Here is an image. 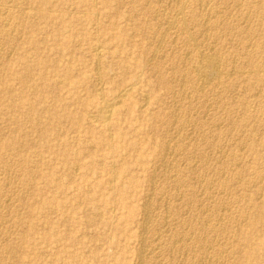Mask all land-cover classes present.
I'll use <instances>...</instances> for the list:
<instances>
[{"label":"rangeland","instance_id":"1","mask_svg":"<svg viewBox=\"0 0 264 264\" xmlns=\"http://www.w3.org/2000/svg\"><path fill=\"white\" fill-rule=\"evenodd\" d=\"M0 102V264H264V0H0Z\"/></svg>","mask_w":264,"mask_h":264},{"label":"bare ground","instance_id":"2","mask_svg":"<svg viewBox=\"0 0 264 264\" xmlns=\"http://www.w3.org/2000/svg\"><path fill=\"white\" fill-rule=\"evenodd\" d=\"M201 1V0H200ZM205 1V0H204ZM236 1V0H235ZM8 2V1H7ZM148 3V2H147ZM184 3H186V2H184ZM183 5V4H182ZM180 6V5H179ZM184 6V8H185V5H183ZM16 7V6H15ZM165 8V7H164ZM183 9V8H182ZM181 10V9H180ZM4 11V10H3ZM7 11V10H6ZM184 11V10H183ZM182 10H181V14L182 15H184V12H183ZM165 12V11H164ZM250 12V11H249ZM4 13H6V12H4ZM177 14V13H176ZM6 15V14H5ZM193 15V14H192ZM170 16V15H169ZM246 16V15H245ZM247 16H248V14H247ZM205 17V16H204ZM156 18V17H155ZM170 18V17H169ZM4 19H6V18H4ZM8 19V18H7ZM18 19V18H17ZM173 19H175V18H173ZM176 19H178V18H176ZM182 20V19H181ZM183 20H185L184 18H183ZM182 20V21H183ZM2 21H5V20H2ZM166 21H169V20H166ZM172 21V20H171ZM174 21V20H173ZM177 21V20H176ZM176 21H174V22H176ZM186 21V20H185ZM206 21V20H205ZM167 23V22H166ZM170 24H171V22H169ZM173 23V22H172ZM183 23V22H182ZM2 24V23H1ZM4 24V23H3ZM7 24V23H6ZM5 24V25H6ZM168 24V23H167ZM205 24V23H204ZM172 25V24H171ZM174 25V24H173ZM176 25V24H175ZM248 26V25H247ZM186 27V26H185ZM209 27V26H208ZM8 28V27H7ZM173 28H174V26H173ZM188 28V27H187ZM210 28V27H209ZM208 28V29H209ZM216 28V27H215ZM185 29V28H184ZM207 29V30H208ZM186 30V29H185ZM11 31V30H10ZM9 31V32H10ZM159 31V30H158ZM189 31V30H188ZM235 31V30H234ZM246 31V30H245ZM167 32V31H166ZM162 33H163V31H162ZM182 33H183V31H182ZM190 33V32H189ZM156 34V33H155ZM187 34H188V32H187ZM5 35V34H4ZM8 35V34H7ZM165 35V34H164ZM189 36V35H188ZM155 37V36H154ZM162 38V37H161ZM191 39V38H190ZM194 39V38H193ZM163 40V39H162ZM192 40V39H191ZM245 40V39H244ZM172 41V40H171ZM175 41V40H174ZM190 41L188 40V42L187 43H189ZM194 42V41H193ZM195 43V42H194ZM196 44V43H195ZM194 44V45H195ZM191 45V44H190ZM199 45V44H198ZM164 46V45H163ZM196 46H197V44H196ZM195 46V47H196ZM198 47V46H197ZM3 48V47H2ZM65 49H67V48H65ZM195 49V48H194ZM102 48L101 47H99V46H97V47H95V54L97 55V56H99L100 55V53L102 52ZM159 50V49H158ZM208 50V49H207ZM65 51V50H64ZM195 51V50H194ZM245 51V50H244ZM156 53V52H155ZM154 53V54H155ZM173 53V52H172ZM199 53V52H198ZM208 54V53H207ZM218 54V53H217ZM209 55H212V54H209ZM209 55H206L205 53L204 54H200V64L198 65V66H196V69H195V73H196V75H197V77H198V81H200V83H201V85H203L204 87H205V85H208V86H210L209 84H213V82H216V81H220V79H221V71H220V67H219V63H218V61L214 58V57H212V56H209ZM188 56V55H187ZM215 56H216V54H215ZM153 57V56H152ZM156 57V56H155ZM163 57V56H162ZM178 57V56H177ZM99 58V57H98ZM218 58V57H217ZM99 60V59H98ZM152 60V59H151ZM149 61V60H148ZM147 61V62H148ZM99 62V61H98ZM185 62V61H184ZM35 63V62H34ZM221 64V63H220ZM224 64V63H223ZM147 65V64H146ZM97 66H99V65H97ZM233 70V69H232ZM96 71H98V73L100 72L99 70H96ZM233 72V71H232ZM243 72V71H242ZM254 72V71H253ZM256 72V71H255ZM29 73V72H28ZM224 73V72H223ZM227 73V72H226ZM229 74V73H228ZM186 75V74H185ZM184 75V76H185ZM225 75V74H224ZM228 76V75H227ZM226 77V76H225ZM78 78V77H77ZM60 79V78H59ZM61 80V79H60ZM100 80V79H99ZM102 80V79H101ZM138 80V79H137ZM182 80H184V79H182ZM188 81V80H187ZM197 81V82H198ZM21 83H24V82H21ZM28 83V82H27ZM220 83V82H219ZM32 86V85H31ZM34 86V85H33ZM32 86V87H33ZM134 86V85H133ZM136 86V85H135ZM207 86V87H208ZM30 87V86H29ZM206 87V88H207ZM214 87V86H213ZM217 87V86H216ZM263 87V86H262ZM24 88V87H23ZM203 88V87H202ZM202 88H201V90H202ZM34 89V88H33ZM32 90V89H31ZM132 90V86H130V85H128V86H126L125 88H123V89H121L120 90V92H118L117 93V95H115V97L117 98V100H122V99H124V98H126V96L129 94V92ZM260 90V89H259ZM200 91V90H199ZM175 92V91H174ZM192 92V91H191ZM32 93V92H31ZM30 93V94H31ZM59 94H60V92H59ZM175 94V93H174ZM183 94H184V92H183ZM103 95V94H102ZM190 95V94H189ZM37 96V95H36ZM60 96H62V95H60ZM183 97H185V96H183ZM190 97V96H189ZM60 98V97H59ZM182 99H184V98H182ZM187 99V98H186ZM61 101V100H60ZM113 101V100H112ZM111 101V102H112ZM119 101V102H120ZM108 102V101H102L101 102V105H100V108L98 109V117L100 118V120L102 121V123L103 122H107L109 119H111V117H112V115H113V113H114V103L112 102ZM177 102V101H176ZM1 103V102H0ZM117 103H118V101H117ZM121 103V102H120ZM148 103V102H147ZM169 104V103H168ZM121 111V110H120ZM47 112V111H46ZM43 114V113H42ZM88 114V113H87ZM50 115V114H49ZM176 119V118H175ZM43 121V120H42ZM97 122V121H96ZM106 124V123H105ZM184 124V123H183ZM109 128H110V126H109ZM181 129V128H180ZM182 130V129H181ZM185 131V130H184ZM44 132V131H43ZM178 133V132H177ZM185 133V132H184ZM40 134V133H39ZM42 134V133H41ZM112 134V133H111ZM177 135V134H176ZM110 137H112V135H110ZM177 137V136H176ZM182 137V136H181ZM48 139V138H47ZM112 139V138H111ZM172 139V138H171ZM175 139V138H174ZM49 140V139H48ZM205 140V139H204ZM49 146V145H48ZM47 146V147H48ZM164 148V147H163ZM167 148H168V144H167ZM48 149V148H47ZM51 149V148H50ZM53 150V149H52ZM172 150V149H171ZM196 150V149H195ZM167 151V150H166ZM181 152V151H180ZM113 153V152H112ZM164 154H165V152H164ZM169 155V154H168ZM171 155V154H170ZM179 155V154H178ZM164 156V155H163ZM198 156V155H197ZM69 157V156H68ZM165 157V156H164ZM163 160V159H162ZM167 162V161H166ZM82 163V162H81ZM114 163V162H113ZM172 163V162H171ZM12 164V163H11ZM10 165V164H9ZM24 165V164H23ZM165 165V164H164ZM172 165V164H171ZM115 166V165H114ZM159 167V166H158ZM167 167V166H166ZM165 167V168H166ZM171 169H172V167L171 166H169ZM23 169V168H22ZM81 169V168H80ZM82 170V169H81ZM165 171V170H164ZM170 171V170H169ZM113 172V171H112ZM243 172V171H242ZM75 173V172H74ZM244 173V172H243ZM112 175V174H111ZM176 175V174H175ZM262 175V174H261ZM50 177V176H49ZM174 177V176H173ZM264 177V176H263ZM26 178V177H25ZM153 178V177H152ZM205 178V177H204ZM43 179V178H42ZM115 180V179H114ZM85 182H87V180L85 181ZM180 182V181H179ZM111 183V182H110ZM169 184V183H168ZM178 184V183H177ZM72 185H74V184H72ZM177 187H178V185H177ZM225 187V186H224ZM264 186H262V188H263ZM47 188V187H46ZM52 189V188H51ZM56 189V188H55ZM60 190V189H59ZM91 190V189H90ZM154 190V189H153ZM92 191V190H91ZM102 192V191H101ZM150 192H152V191H150ZM164 192V191H163ZM40 193V192H39ZM65 194H67L66 192H65ZM150 194V193H149ZM256 195V194H255ZM105 196H107V195H105ZM149 196V195H148ZM55 197H57V196H55ZM88 197H89V195H88ZM162 197H160V199H161ZM255 198V197H254ZM51 199V198H50ZM72 199V198H71ZM108 199H110V198H108ZM77 200V199H76ZM75 201V200H74ZM94 201V200H93ZM99 201V200H98ZM101 202V201H100ZM169 202V201H168ZM33 203V202H32ZM167 203V202H166ZM90 204V203H89ZM147 205V204H146ZM32 206H34V205H32ZM80 206V205H79ZM91 206V205H90ZM151 206V205H150ZM59 207V206H58ZM64 207V206H63ZM62 207V208H63ZM67 207V206H66ZM147 207V206H146ZM171 207V206H170ZM173 207V206H172ZM92 208H93V206H92ZM123 208V207H122ZM58 209V208H57ZM73 209V208H72ZM131 209V208H130ZM143 209H144V206H143ZM146 209V208H145ZM132 212V211H131ZM152 213V212H151ZM260 213V212H259ZM261 214V213H260ZM147 215H149V214H147ZM146 215V216H147ZM67 216V215H66ZM145 216V217H146ZM88 217V216H87ZM151 217V216H150ZM64 218V217H63ZM113 218H114V216H113ZM248 218V217H247ZM32 219V218H31ZM144 220H145V218H144ZM264 220V219H263ZM73 221V220H72ZM149 221V220H148ZM250 221V220H249ZM78 222V221H77ZM254 222V221H253ZM48 223V222H47ZM74 223V222H73ZM113 223V222H112ZM143 223H145L144 221H143ZM223 223V222H222ZM250 223V222H249ZM257 223V222H256ZM148 224V223H147ZM150 224V223H149ZM200 224V223H199ZM166 225V224H165ZM146 226H148V225H146ZM37 228V227H36ZM35 228V229H36ZM160 228V227H159ZM115 230V229H114ZM147 231V230H146ZM149 232V231H148ZM156 233V232H155ZM147 234V233H146ZM160 234V233H159ZM185 234V233H184ZM145 235V234H144ZM252 236V235H251ZM148 237V236H147ZM180 237V236H179ZM183 237H184V235H183ZM142 238V237H141ZM178 238V237H177ZM157 239V238H156ZM183 239V238H182ZM251 239V238H250ZM143 240V239H142ZM174 240H176V238L174 239ZM180 240V239H179ZM255 240V239H254ZM258 240V239H257ZM261 240V239H260ZM144 241V240H143ZM145 241H146V239H145ZM199 241V240H198ZM256 241V240H255ZM259 241V240H258ZM110 242V241H109ZM140 242H141V240H140ZM155 242V241H154ZM171 242V241H170ZM177 242V241H176ZM257 242V241H256ZM175 243V242H174ZM85 245V244H84ZM149 245V244H148ZM172 245H173V243H172ZM204 245V244H203ZM82 246V245H81ZM196 246V245H195ZM86 247V246H85ZM204 247V246H203ZM140 248H142V247H140ZM77 251H79V250H77ZM144 252V251H143ZM152 252V251H151ZM73 253V252H72ZM139 253V252H138ZM146 253V252H145ZM60 254V253H59ZM97 254V253H96ZM138 255H141V254H138ZM144 255V254H143ZM156 256V255H155ZM56 257V256H55ZM139 257V256H138ZM213 257V256H212ZM57 258V257H56ZM67 258V257H66ZM143 258V257H142ZM69 259V258H68ZM76 259V258H75ZM78 259V258H77ZM117 259V258H116ZM175 259V258H174ZM178 260V259H177ZM252 260V259H251ZM256 260V259H255ZM25 262V261H24ZM248 263V262H247ZM189 264V263H188Z\"/></svg>","mask_w":264,"mask_h":264}]
</instances>
